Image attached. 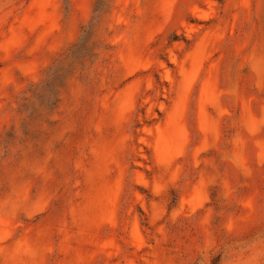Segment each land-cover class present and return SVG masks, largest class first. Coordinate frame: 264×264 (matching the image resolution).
I'll use <instances>...</instances> for the list:
<instances>
[{
  "label": "rangeland",
  "instance_id": "obj_1",
  "mask_svg": "<svg viewBox=\"0 0 264 264\" xmlns=\"http://www.w3.org/2000/svg\"><path fill=\"white\" fill-rule=\"evenodd\" d=\"M0 264H264V0H0Z\"/></svg>",
  "mask_w": 264,
  "mask_h": 264
}]
</instances>
